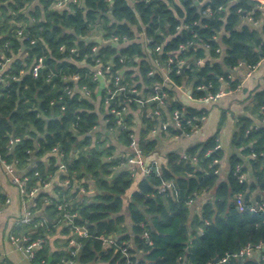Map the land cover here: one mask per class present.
<instances>
[{"label":"trees","instance_id":"trees-1","mask_svg":"<svg viewBox=\"0 0 264 264\" xmlns=\"http://www.w3.org/2000/svg\"><path fill=\"white\" fill-rule=\"evenodd\" d=\"M52 3L0 0V55L10 58L0 74V159L15 162L16 172L28 177V189L42 186L32 220L12 229L15 235L43 239L31 264H211L215 257L216 264H264V258L234 257L218 263L247 245L264 246V88L251 95L249 115L238 116L232 145L240 153L228 157L225 178L219 173L223 152L216 147L218 131L186 148L187 158L175 150L167 152L165 166L152 164L136 181L127 154L115 153L114 144L129 147L135 112L141 122L135 138L146 156L156 149V139L148 134L158 125L167 123L171 133H190L198 126L207 110L174 99L170 85L191 84L190 95L196 100L224 82L236 89L240 80L232 78L231 70L241 63L253 66L264 57V4L78 0L56 8ZM248 16L261 24L244 22ZM18 22L23 23L24 36L16 34ZM94 31L102 43L91 37ZM113 35L119 40L111 41ZM38 56L44 57L45 66L34 78L30 67ZM96 58L125 86L109 105L104 89L95 104ZM155 61L169 68L170 81L162 84L163 106L155 100L136 101L152 93V85L163 83ZM75 74L79 78L72 80ZM67 88L74 89L68 93ZM126 96L133 99L117 124L109 110L120 108ZM160 109L162 114L155 117L152 111ZM175 111L182 112L180 128L173 119L167 121ZM10 137H19L12 147ZM61 162L66 172L59 168ZM55 174L60 182L50 192L43 185ZM66 179L68 186L63 184ZM167 181L173 186L161 191ZM203 192L211 196L199 212L191 213L190 202ZM237 195L242 197L241 210ZM5 199L0 188V206ZM58 226L63 238L52 249L48 237ZM82 227L86 236L78 232ZM70 240L78 244L75 256ZM0 264L12 263L3 258Z\"/></svg>","mask_w":264,"mask_h":264},{"label":"crops","instance_id":"crops-1","mask_svg":"<svg viewBox=\"0 0 264 264\" xmlns=\"http://www.w3.org/2000/svg\"><path fill=\"white\" fill-rule=\"evenodd\" d=\"M126 1L129 5L133 4V0ZM260 2L264 4V0H260ZM244 22L248 23L249 21L246 18ZM252 24L253 26H259L261 24V20ZM91 37L99 43L104 41L100 34L95 31L91 33ZM145 49L147 48L145 47ZM160 71L163 73V70L160 69ZM231 74L234 78L240 80L239 87L218 98L216 101L209 103L203 102L199 99L196 100L191 97V84L182 83L181 85H170L172 86L174 92V99L179 100L184 105H190L197 109L204 108L207 110V114L204 119L201 120V123L194 127L190 133H183L181 130L178 133H171L168 129L161 130L158 125L148 134L149 137L156 139L157 145L156 149L147 155V157H154L158 168H162L166 165L167 152L175 150L182 153L186 148L193 146L194 144L204 142L206 139L213 136L216 131H218L216 141L218 147L221 148L223 152V156L219 163V173L221 178H225L228 169V157L234 152L240 153V148H235L232 145V137L237 127L238 116L242 114L249 115L247 106L250 104L251 95L256 90L264 88V57L257 63L250 75H247V68L243 64L231 70ZM98 83V88L96 89L97 97L95 100L96 106L100 101L101 91L104 89L105 82L102 79H99ZM224 85L225 83L222 84V86ZM162 104L163 102L160 103V105ZM156 111H158V114L155 113ZM152 113L155 117H157L158 115L160 116V113L162 114V111L160 109L152 111ZM252 117L256 124L261 123V120H259L257 116L253 115ZM171 120L172 116L167 115V121L170 122ZM133 122V134L134 137H137V132L141 126L137 112L134 113ZM114 144L116 145L115 153H129V147L122 146L117 142ZM142 173L141 169L136 168L133 174L134 180L136 181ZM48 182L49 186L46 188L51 192L52 187L60 181L58 180V176L55 174ZM0 188L9 199L8 202H4L0 206V259H8L12 264H31L26 252L19 244H14L10 239V236L13 234L12 229L14 225H16L15 220L23 212L24 203L16 185L11 182L10 175L5 171L1 161ZM210 196V192H203L199 194L196 199L191 201V213L199 212L203 202ZM62 222L64 225L66 224L65 220ZM62 238L63 236L60 232V227L58 226L56 231L48 237L50 248H58L56 240ZM253 257L254 258L251 259L258 261L255 258L256 256Z\"/></svg>","mask_w":264,"mask_h":264},{"label":"built area","instance_id":"built-area-1","mask_svg":"<svg viewBox=\"0 0 264 264\" xmlns=\"http://www.w3.org/2000/svg\"><path fill=\"white\" fill-rule=\"evenodd\" d=\"M78 0H53L52 6L56 7V8H61L63 5H65L68 2H77ZM260 1V0H259ZM248 21H250L251 23H257L258 21L253 20V18L251 16L247 17ZM16 34L18 36H24V27H23V23L22 22H18L17 23V28H16ZM111 41H118L119 40V36L118 35H113L110 38ZM123 40H126V37H123ZM145 41L147 42L148 40L145 39ZM34 40L31 39V43H33ZM182 47V46H180ZM159 49V47L157 48ZM93 51L97 50V46H93L92 47ZM1 59H0V74L3 72V69L6 65V63L9 61V57H5L3 55H0ZM172 60L169 59V63ZM155 65L156 67L160 68L161 70H163V75H164V79H163V83H155L154 85H152V89L153 92L149 93L148 96L146 98H139L136 99V101L140 104H144L147 101H151V100H155L158 102H163V97H164V93L162 92V87L164 84H166L167 82L170 81V78L167 74V72L169 71V68H166L164 66H161L160 63L158 61H155ZM242 65L239 64V66ZM257 64L253 65V66H245L247 68V75H250L252 70L255 68ZM45 66V62H44V57L43 56H38L35 61L32 63L31 67H30V72L31 75L34 78H37L40 74L41 69ZM18 76H13V79H17ZM50 78V75L47 76V80ZM79 76L78 75H72L71 79L72 80H76L78 79ZM93 78L98 80L102 79L105 83H104V92H105V104L109 105L110 102L115 98L116 95L120 94L123 90H125V86L120 84V76L117 74H114L113 71L110 70V66L104 65L103 63L100 62V58H96V64L94 67V71H93ZM233 78V76H232ZM113 80V85L115 86L114 88L111 86V81ZM225 85L222 86L216 91V92H209L206 95L202 96L201 98H199V100L209 103V102H213L216 101L218 98L222 97L223 95L232 92L235 89H232L229 87V84L227 82H224ZM163 84V85H162ZM239 87V86H238ZM237 87V88H238ZM236 88V89H237ZM74 88H67V92L71 93L73 91ZM81 90L88 95L90 93V91L87 89L86 86H82ZM131 92H136L135 88H131ZM133 98L130 96H126L125 100L123 102V104L121 105L120 108H115V107H110L109 112L112 113L116 119L117 124H121L122 120H123V115L126 113V111L128 110V105L127 103L130 102ZM155 113L158 114V111H156ZM181 114L182 112L179 111H175L173 113L172 119L174 121V125L177 128H180L181 126ZM205 116L200 117V120L204 119ZM167 129V123H163L161 125V130H166ZM19 141V137H10L9 139V145L10 147H12L16 142ZM216 147H218V145H216ZM54 151H56V148H53ZM181 157L182 158H187V154L185 152L181 153ZM126 163L128 165H130L133 168V174L136 170V168H139L142 170V172L144 174H147L150 172L151 170V165L154 164L156 165V161L154 159V157H147L146 155H144L140 145L138 144L136 138L134 137V134L132 135V141L129 145V153L126 155ZM194 159V158H193ZM1 163L3 164V167L5 169V171L10 175V179L11 182L13 184L16 185L18 192L20 194V197L23 200L24 203V209L22 214L15 220L16 224H26L29 223L33 216H34V212L32 210V207L35 205V198L36 195L38 193V191L42 188V186L40 185H35L33 187H30L29 189L27 188V183H28V177L26 175L21 176L20 173L16 172L15 169V162H6L4 159H0ZM217 161V160H215ZM59 168L61 170H63L64 172H66V165L64 162H61L59 164ZM240 178L243 179V175L240 176ZM63 184L65 186L69 185V181L68 179H66L65 181H63ZM49 186V182H45L43 187L46 188ZM173 186L171 181H167L161 184L160 186V190L164 191L166 189H169ZM9 199L6 197L4 202H8ZM3 202V203H4ZM236 203L238 205V208L241 210L243 209V202H242V197L241 195H237L236 196ZM59 208H61L62 206L59 205ZM262 207V205L260 206H251L250 209H256V208ZM78 232L81 236H86L87 235V231L84 227L82 228H77ZM10 239L12 240V242L14 244H19L20 247L26 252V254L28 255V258L31 260L34 257L35 251L37 248H40L43 244V239L42 238H36V239H31L29 234H21V235H15L14 233L10 236ZM107 241H111V240H106V238L104 239V242ZM70 244L75 246V249L71 251L72 255H76L78 252V244L75 242V240H70ZM264 249V246H262V243H258L255 245H247L245 247L240 248L238 251L228 254L222 258H220L218 260V263H223L226 262L230 257H234V258H244V259H251L254 258L253 256H256L255 258L257 260H259L260 258H264V254H262V251ZM126 255H128L127 253H125ZM65 264H73L72 261L70 260H66L64 261ZM217 262H213L211 264H216Z\"/></svg>","mask_w":264,"mask_h":264},{"label":"water","instance_id":"water-1","mask_svg":"<svg viewBox=\"0 0 264 264\" xmlns=\"http://www.w3.org/2000/svg\"><path fill=\"white\" fill-rule=\"evenodd\" d=\"M212 261H213L214 263L217 262V257H215Z\"/></svg>","mask_w":264,"mask_h":264}]
</instances>
